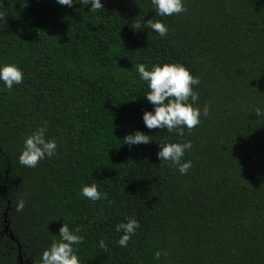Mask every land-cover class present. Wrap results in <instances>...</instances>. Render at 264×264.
I'll return each mask as SVG.
<instances>
[{"label":"trees","instance_id":"trees-1","mask_svg":"<svg viewBox=\"0 0 264 264\" xmlns=\"http://www.w3.org/2000/svg\"><path fill=\"white\" fill-rule=\"evenodd\" d=\"M102 3L0 0V63L24 74L0 82V264H40L64 223L83 236L81 264H264V0H183L164 17L151 0ZM149 19L167 34L133 28ZM164 62L200 81V123L183 136L143 121L154 106L135 66ZM42 127L55 155L21 165ZM137 130L153 141L123 143ZM161 141L191 142L187 174L161 163ZM93 183L105 198L80 194ZM128 218L140 227L121 247Z\"/></svg>","mask_w":264,"mask_h":264},{"label":"clouds","instance_id":"clouds-1","mask_svg":"<svg viewBox=\"0 0 264 264\" xmlns=\"http://www.w3.org/2000/svg\"><path fill=\"white\" fill-rule=\"evenodd\" d=\"M62 6L72 7L75 3H82L85 7L91 5L90 12L96 13L104 9L102 0H56ZM155 14L161 17L172 16L185 11L183 0H151ZM136 30L148 28L151 32H156L160 36H165L168 27L160 22L149 19L145 22H137L133 26ZM139 79L147 85L148 91L145 97L153 110L145 111L143 121L148 129H166L167 132L177 131L179 136H183V128L189 130L200 123L201 109L196 107L199 94L194 91L193 85H199L200 81L194 77L190 70L180 63H157L150 68L145 64L135 66ZM23 71L15 63H0V82L4 87L11 90L14 85L23 82ZM204 113L208 107L204 106ZM257 117L264 116V108L257 107L255 110ZM45 128L33 132L24 141L23 150L19 156V163L28 168L36 167L43 159L55 155L57 144L54 139H46ZM153 140L150 135L142 131L129 134L124 137L123 143L133 146L139 144H149ZM160 150L157 153L161 163L170 162L175 165L181 175L187 174L192 167L191 161H183L186 150L192 145L190 141L179 142H159ZM110 151V150H109ZM80 194L92 201L105 198V194L98 191L95 183L85 185L81 188ZM25 201L21 199L17 204V211H22ZM140 224L134 218H128L127 222H120L116 225L115 231L121 233L118 244L127 247L128 242L136 234ZM79 228L70 229L64 223L59 230L58 241L54 240L51 246L41 254L40 264H81L76 254L74 245L83 242V236L79 235ZM100 247L104 248V241H100ZM166 255V253H164ZM161 252L156 253L159 259Z\"/></svg>","mask_w":264,"mask_h":264},{"label":"water","instance_id":"water-1","mask_svg":"<svg viewBox=\"0 0 264 264\" xmlns=\"http://www.w3.org/2000/svg\"><path fill=\"white\" fill-rule=\"evenodd\" d=\"M6 225H5V228H4V232L8 233L9 235H12L11 234V231L9 230V225H8V217H7V213L5 214V219H4ZM21 264H23L21 262Z\"/></svg>","mask_w":264,"mask_h":264}]
</instances>
